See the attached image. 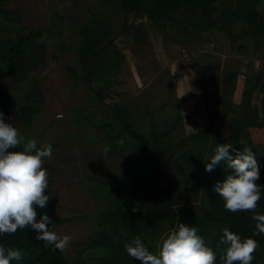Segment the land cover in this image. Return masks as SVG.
<instances>
[{"label":"rangeland","instance_id":"rangeland-1","mask_svg":"<svg viewBox=\"0 0 264 264\" xmlns=\"http://www.w3.org/2000/svg\"><path fill=\"white\" fill-rule=\"evenodd\" d=\"M0 6L13 11L20 24L41 30L35 41L41 43L44 50L36 68L19 81H12L7 75L2 79L11 86L18 103L23 102L21 94L31 79H37L43 102L27 126L15 120L13 111L4 116L5 122L16 126L26 140L35 138L38 145L48 143L54 149L49 160L56 167L52 178L51 213L60 220L54 230L72 237L66 249L65 264H97L96 255L100 250L95 249L91 237L102 229L98 214L112 204V187L102 184V180L126 185L129 169L143 174L146 170L125 143L121 144L125 149L122 154L105 151L108 146L102 127L98 128L102 125L104 110L88 86L75 78L80 73L76 58L81 42L79 30L85 25L93 28V20L110 28L113 42L105 53H98L97 58H102V54L111 57L120 54L121 57L113 60L109 76L119 101L133 110L135 124L144 131L149 129V115L142 108V103H146L150 109L159 107L154 109L153 118L158 129L167 128L176 114L179 116L167 136L173 144L180 137L202 131L192 142L196 146H207L199 158L200 164L187 158L179 160L178 164L170 163L150 184L142 207L152 202L175 205L204 201L203 186L210 174L205 171L204 162L213 156L214 145L224 144L229 129L227 122L217 128L215 105L219 107L220 103L213 100L215 93L221 91L223 74L233 69L239 71L234 92L230 93L227 83V92L223 95L234 102L240 99L245 73H250L251 77L259 75L264 80L263 43L256 46L250 36L231 39L214 28L191 33L176 31L171 24L159 28L144 17L124 15L117 0H7ZM259 6L263 14L264 0H260ZM223 8L224 3H219L216 17ZM122 22L128 29L119 31ZM14 25L13 22L11 26ZM241 26L235 23L232 30L239 33ZM261 39L264 40V34ZM192 63H208L219 68L215 87L206 92L210 101L205 99L203 105L199 103L203 97L196 100L192 95L189 81L191 74L195 78ZM97 82L94 83L102 84V81ZM261 97V92L254 93L252 104L263 124L246 129L248 141L258 151L260 169L264 166ZM111 99L104 94V102L109 103Z\"/></svg>","mask_w":264,"mask_h":264},{"label":"trees","instance_id":"trees-1","mask_svg":"<svg viewBox=\"0 0 264 264\" xmlns=\"http://www.w3.org/2000/svg\"><path fill=\"white\" fill-rule=\"evenodd\" d=\"M5 1L7 0H0V5ZM117 1L124 15L130 13L144 17L159 28L171 24L176 31L185 33L214 28L223 31L231 39L238 36H250L256 46L264 44V40L261 39V35L264 34V13L261 14L260 0ZM222 2L224 8L216 17L215 11L218 4ZM15 15L13 11L0 6V112L13 111L15 120L20 125L27 126L33 113L43 102L37 79H31L30 84L21 94L23 102L18 103L16 96L12 94L11 86L2 78L7 75L12 81H19L27 77L42 60L44 47L35 41L41 35V30L20 24ZM13 22L15 25L11 26ZM235 23L242 24L239 33L232 30ZM93 24V28L85 25L79 30L81 42L76 51V58L80 64V73L75 78L88 86L95 100L104 110L102 125H98V128L102 127L108 152L122 154V150L125 151V149L121 147V144L125 143V147L135 153L136 160L146 167L144 174L134 173L132 169H129L126 185L102 180V184L106 183L112 187L110 201L112 204L108 210L98 214L102 229L97 231L95 237H91L95 249L100 250V253L96 255L97 264H140L138 260L127 255L124 244L140 236L149 251L155 253L157 242L161 236L175 226L177 218L179 222L199 229L198 234L217 254L216 264H221L217 243L225 227L242 238L255 239L258 242V248L253 254L251 264H264V234L252 236L256 230V222L251 219L252 214L226 211L222 198L213 191L214 184L217 181L223 182L225 176L231 172L226 162L222 161L209 174L203 186L204 201L181 202L175 205L168 202L156 205V202H152L148 207H142L150 184L164 169L169 167L170 163L178 164L179 160L187 158L200 164L199 158L207 146L205 144L196 146L192 142V139L202 135V131L180 137L173 144L167 136L173 128L175 119L179 116L176 114L172 120L173 123H170L167 128L158 129L153 118L155 110L159 107L150 109L146 103H142V108L149 115V129L144 131L141 126L135 124L133 110L127 106V103L119 101L109 76L112 62L120 54L112 55V57L102 54V58H97V54L105 53L107 47L113 42L110 28L99 24L96 20H93ZM118 29L119 31L128 29V26L122 22ZM239 48L244 49L245 47L239 45ZM191 66L200 88L215 87L219 70L217 65L192 63ZM237 74H239L238 69L225 72L222 77L221 91L215 93L213 100L220 103L219 107L215 105L219 120L217 128L227 122L229 129L224 143L232 144L236 150H243L245 145L241 141H245L257 160L258 151L248 141L246 129L263 124L259 111L252 104V95L261 92L260 103L263 109L264 80H261L259 75L251 77L250 73H245L240 99L234 102L223 94L227 92V83L230 84V93L234 92ZM96 81H102V84L94 83ZM105 93L112 97L109 103L103 101ZM207 135L206 139H208ZM164 143L165 146H163ZM175 145L185 148L175 149ZM215 147L216 145L213 147V155ZM12 150L19 151L22 148ZM129 154L131 155L130 152ZM130 158L133 157L130 156ZM44 167L49 173V188L46 194L50 196V199L45 209L36 208L37 218L39 219L41 214H47L53 222L50 227H55L60 221L51 213L52 178L56 167L47 159ZM258 183L264 185V166L260 169ZM256 212L264 215V188H262ZM35 237L36 232L31 229H18L15 234L0 236V244L6 248L18 249L22 253L21 259L12 261L11 264H65L66 250L61 252L51 245L45 247L44 241L37 240Z\"/></svg>","mask_w":264,"mask_h":264},{"label":"clouds","instance_id":"clouds-1","mask_svg":"<svg viewBox=\"0 0 264 264\" xmlns=\"http://www.w3.org/2000/svg\"><path fill=\"white\" fill-rule=\"evenodd\" d=\"M183 114V113H182ZM243 150H236L230 143L216 144L214 155L204 162L206 172H213L221 162L231 170L223 182L217 181L213 191L223 200L226 211L249 212L256 222L252 236L264 234V215L256 212L264 185L260 180V165L252 149L245 141ZM22 148L14 151L12 149ZM51 144L38 147L35 138L25 139L13 124L5 122L0 112V236L15 234L18 229H31L36 239L44 241V246L65 251L72 240L70 235H60L55 230L51 218L41 214L37 218L36 208H46L50 196L49 173L44 167L45 160L53 156ZM108 151V149H105ZM234 153V155L232 154ZM199 229L177 222L157 242L156 252L145 246L140 236L124 244L128 256L140 264H216L217 254L206 245ZM223 246V247H221ZM221 264H251L258 242L252 237L242 238L222 229L217 243ZM22 253L18 249L6 248L0 244V264L19 261Z\"/></svg>","mask_w":264,"mask_h":264},{"label":"crops","instance_id":"crops-1","mask_svg":"<svg viewBox=\"0 0 264 264\" xmlns=\"http://www.w3.org/2000/svg\"><path fill=\"white\" fill-rule=\"evenodd\" d=\"M189 78H191V79H189V81L191 82V88L193 90L192 91L193 98H195L197 100V98L203 97V100L199 99V103H201V105H203V101L205 99L209 100L210 95H208L206 92L211 91L210 88H208V89L207 88H200L198 86V84L196 85L197 82H195V78H194V76L192 74H191V76ZM201 105H199V106H201ZM200 110H202V109H200Z\"/></svg>","mask_w":264,"mask_h":264}]
</instances>
